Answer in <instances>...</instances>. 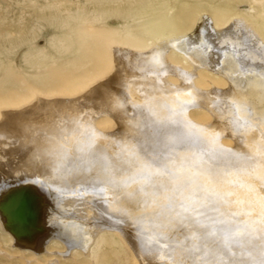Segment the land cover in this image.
I'll return each mask as SVG.
<instances>
[{
  "label": "bare ground",
  "instance_id": "6f19581e",
  "mask_svg": "<svg viewBox=\"0 0 264 264\" xmlns=\"http://www.w3.org/2000/svg\"><path fill=\"white\" fill-rule=\"evenodd\" d=\"M179 31L116 48L114 71L73 100L2 110L0 222L16 243L58 238L86 251L103 228L126 236L138 224L148 241L205 233L208 222L264 235V38L241 18L217 26L208 14ZM195 109L210 121L196 122ZM101 117L116 130L96 129Z\"/></svg>",
  "mask_w": 264,
  "mask_h": 264
},
{
  "label": "rangeland",
  "instance_id": "374dc122",
  "mask_svg": "<svg viewBox=\"0 0 264 264\" xmlns=\"http://www.w3.org/2000/svg\"><path fill=\"white\" fill-rule=\"evenodd\" d=\"M203 14L217 26L241 18L264 38V0H0V120L2 110L24 109L37 96L77 98L114 71L116 48L146 49L179 31L175 28L179 19L189 20L179 31L185 32ZM203 81L198 78L201 88ZM199 111L193 110L191 117L208 123L210 118ZM96 129L116 130L107 117L98 119ZM224 144L231 146V140L224 139ZM202 209L200 222H206L208 213L201 214ZM138 225V231L132 227L125 231L127 237L103 228L83 251L58 238L38 249L29 235L19 245L0 222V264H138L139 250L150 264H264V235L218 233L208 222L205 233L161 230L148 241L149 230Z\"/></svg>",
  "mask_w": 264,
  "mask_h": 264
}]
</instances>
